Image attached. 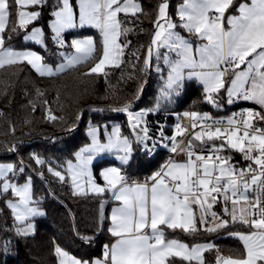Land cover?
I'll list each match as a JSON object with an SVG mask.
<instances>
[{
    "label": "snow or ice",
    "instance_id": "snow-or-ice-1",
    "mask_svg": "<svg viewBox=\"0 0 264 264\" xmlns=\"http://www.w3.org/2000/svg\"><path fill=\"white\" fill-rule=\"evenodd\" d=\"M47 2L0 0V69L26 62L40 77L72 70L92 59L96 47L90 37L69 42L65 34L86 26L100 32L102 55L85 75L102 73L106 65L119 67L130 42L120 44L118 39L132 30L124 27L132 21L121 20L120 14L137 19L145 14L137 0H78L77 19L72 0H57L48 24L51 40L58 48L74 51L60 52L62 62L53 66L35 51L5 47V32L21 30L27 33L25 40L47 47L43 28L32 26L29 31V26L39 21ZM169 9V0H159L141 69L146 73L155 64L157 72H164L161 62L166 67L154 106L137 112L131 111L130 105L114 109L127 115L128 135L118 124L103 133L92 126L87 131L90 142L66 161L63 171L47 168L62 183L70 179L73 196L103 197L110 193L116 203L107 217L108 232L115 242L103 246L102 258L91 262L77 259L56 246L58 264H174L176 258L188 264H205L204 253L214 250L213 244L190 247L178 239H168L166 230L196 235L216 232L230 223L249 229L230 233L242 243L243 253L235 257L218 254L216 264H264V128L257 127V123L264 122V0H242L238 4L236 0H182L175 18ZM136 58L139 60V56ZM229 76L231 86L226 88ZM188 80L202 86L205 101L214 107H219L217 97L226 90L229 104L251 101L260 110L246 109L239 120L237 114L218 120L207 113L184 112L189 124L177 123L172 136H165L161 126L158 143L150 134L146 116L179 96ZM48 119L56 117L49 113ZM160 144L172 153L183 151L186 159H170L143 183H129L120 167L100 172L103 185L94 178L93 161L102 154H113L121 165H128L134 146L148 154ZM229 149L241 153L250 163L238 168L231 163V156L223 155ZM15 150V146L10 149ZM32 155L36 164L44 165V160ZM24 172L23 164L0 163V201L9 210L12 230L20 238L33 235L35 218L46 215L40 200L34 197L33 178L17 181V174ZM39 175L43 178L44 173ZM221 201L223 215L212 211ZM104 219L101 203L100 221Z\"/></svg>",
    "mask_w": 264,
    "mask_h": 264
},
{
    "label": "trees",
    "instance_id": "trees-1",
    "mask_svg": "<svg viewBox=\"0 0 264 264\" xmlns=\"http://www.w3.org/2000/svg\"><path fill=\"white\" fill-rule=\"evenodd\" d=\"M137 1L145 13L140 15L139 19L120 14L121 20L132 21L124 24V27L132 30L126 36L119 37L121 44L130 42L124 49L119 67L110 65L106 66L102 73L85 75L102 55V38L94 30H84L73 35L67 34V40L70 41L72 36L91 34L96 39V52L92 59L70 71L55 77H40L26 62L0 69V137L12 147L15 146L28 167L6 148L3 141H0V162L11 161L17 166L23 164L25 172L18 173L16 179L18 182H24L27 176L33 178L34 197L40 200V206L46 213L35 218L33 235L20 238L12 230L9 210L0 201V264H58V257L54 252L56 246L81 260L89 261L102 256L103 246L111 244L114 240L108 232L110 220L107 217L114 202L111 200L108 204L110 193L103 197L73 196L70 179L67 183H62L48 173L47 168L51 166L63 171L66 161L73 159L75 152L90 142L87 131L91 126H103L119 121L124 131H128L126 114L114 109L130 105L131 110H145L154 106L162 77L166 75V67L163 64L161 66L164 72H157L155 64L146 73L141 69L152 37V21L156 17L159 0ZM169 2L170 14L175 18L176 8L182 0ZM236 2L238 4L242 0ZM56 4L57 0H48L39 21L29 26V30L32 26L44 28L47 34L46 48L26 42L23 38L26 33L23 30L17 33L6 31L5 47L37 50L45 62L53 65L62 61L60 50L51 40L48 27L52 18L51 12ZM235 108L212 106L205 101L202 86L195 80H188L185 82L183 93L163 105L159 111L147 115L146 120L150 134L159 143L160 127L163 126L165 136H172L175 125L184 112L195 111L207 113L213 118H221L232 114ZM49 113L56 119L49 120ZM134 149L131 162L124 170L136 173L141 178L153 174L168 159L169 149L162 144L155 148L153 156L143 153L140 146H134ZM226 152L232 155L233 164L237 167L249 162L239 152L230 149ZM32 154L44 160V165L36 164ZM107 164L109 161L106 159L96 164L99 179V170ZM40 172L44 173L43 178L40 177ZM101 203L103 215L106 217L103 222L100 221ZM223 207V202H218L214 205V211L223 215ZM247 231L249 229L245 225L230 223L227 228L216 232L201 231L196 235H188L180 230H166V237L178 239L189 246L212 242L215 248L205 252L204 260L205 264H216L218 254L235 257L243 253L242 243L230 233ZM174 264L188 262L176 258Z\"/></svg>",
    "mask_w": 264,
    "mask_h": 264
},
{
    "label": "crops",
    "instance_id": "crops-1",
    "mask_svg": "<svg viewBox=\"0 0 264 264\" xmlns=\"http://www.w3.org/2000/svg\"><path fill=\"white\" fill-rule=\"evenodd\" d=\"M72 2H73V5H74V10L77 12V19H78V0H72ZM139 4H140V2L139 1H137ZM36 27H41V28H43L42 26H36ZM43 30H44V28H43ZM84 30H94V31H96L100 36H101V34H100V32L97 30V29H94V28H90V27H84V28H79V27H77L76 29H71V30H68V32L66 33V35L67 34H69V35H73V34H75V33H79V32H81V31H84ZM30 31V30H29ZM44 32H45V30H44ZM27 34V33H26ZM25 34V35H26ZM182 34H184V33H182ZM51 35H52V33H51V30H50V37H51ZM185 36H187V34H184ZM92 38L93 40H94V42H95V47H96V39H95V37L93 36V35H91V34H87V35H84V36H80V35H77V36H72L71 37V39H73V38H78V39H85V38ZM102 38V37H101ZM26 42H29V43H35L34 41H31V40H25ZM71 41V40H70ZM69 41V42H70ZM45 43H46V45H47V34H46V32H45ZM118 43H120V40L118 39ZM197 43H199V41H197ZM36 44V43H35ZM121 44V43H120ZM12 49H15V50H18V51H23V50H29V51H35L36 53H38L39 55H41L42 56V54L40 53V52H38L37 50H34V49H29V48H12ZM59 50H60V52H65V53H71V52H73L74 50H72L71 48H58ZM45 62V61H44ZM60 62H62V61H60ZM59 62V63H60ZM45 63H47V62H45ZM47 64H50V63H47ZM58 64V63H57ZM50 65H53V64H50ZM53 66H55V65H53ZM106 66H110V65H106ZM105 66V67H106ZM161 66H162V62H161ZM230 77L231 76H229V77H227L226 78V80H227V82H229V80H230ZM186 82V81H185ZM228 101V96H227V94H226V92H225V90H221V92L219 93V95H218V97H217V102H218V104H219V106L220 107H225L226 105H225V103H228L227 102ZM249 106H255L256 104H254L253 102L251 103V104H248ZM181 117H183V116H181ZM181 117H180V120H179V122L178 123H181L182 124V122H181ZM225 117V116H224ZM222 118V117H221ZM187 119V118H186ZM186 119H185V117H184V123L187 125V123L185 122L186 121ZM116 124H118V125H120L121 126V128H122V132H123V134H125V135H128L129 134V130L127 131H124V129H123V127H122V124H121V122H119V121H114V122H111L110 124H104L103 126H96V127H98L100 130H101V132L103 133L104 132V130L105 129H107L108 131H110L111 130V127L113 126V125H116ZM188 124H189V121H188ZM92 127V126H91ZM89 129V128H88ZM216 143L217 144H219L220 143V141H216ZM149 147H151V145H149ZM103 159H106L107 161H109V164H107V165H105L104 167H102L101 168V170H99V173L104 169V168H107V167H120L121 168V170H124L128 165H121L120 164V162H119V160L118 159H116V157L113 155V154H102L101 156H99V157H97L94 161H93V165H92V170H93V174H94V178L96 179V181H97V183L98 184H101V185H103L104 184V181H103V179H102V177L100 176V179L98 178V176H97V173H96V164L99 162V161H101V160H103ZM186 159V156H185V154H184V152L183 151H180L176 156H175V158H173V159H171V160H173V161H177V162H183L184 160ZM170 159H169V156H168V159H166V161H165V163L163 164V165H165L168 161H169ZM131 162V161H130ZM0 163H6V162H0ZM232 164H233V162H232ZM162 167V166H161ZM19 176V174H17V177ZM19 183H23V182H19ZM112 200V197H111V194H110V199H109V201H108V204H109V202ZM108 204H107V206H108ZM230 205V204H229ZM114 206H116V203L115 202H113V204H112V206H111V208H110V210H109V217H110V214H111V209L114 207ZM231 206V205H230ZM212 211H214V206H213V209H212ZM197 213H199V211L197 210ZM115 242V238H114V240L111 242V243H114ZM182 242V241H181ZM184 243V242H183ZM206 243H210V244H213L212 242H202V243H196V244H194V245H197V244H206ZM214 245V244H213ZM193 246V245H192ZM191 247V246H190ZM69 253V252H68ZM205 254V253H204ZM69 255L70 256H73V257H75V258H77L76 256H74L73 254H71V253H69ZM225 257V256H224ZM98 258H102V256H99V257H95L94 259H92V260H95V259H98ZM77 259H79V258H77ZM92 260H89V262H91Z\"/></svg>",
    "mask_w": 264,
    "mask_h": 264
},
{
    "label": "built area",
    "instance_id": "built-area-1",
    "mask_svg": "<svg viewBox=\"0 0 264 264\" xmlns=\"http://www.w3.org/2000/svg\"><path fill=\"white\" fill-rule=\"evenodd\" d=\"M65 36H66V34H65ZM66 39H67V36H66ZM184 92V88L181 90V93H183ZM252 102L251 101H244V100H236L234 103H231V104H229V103H225V105L226 106H229V107H236L235 109H234V111H233V113L232 114H230V115H228V116H225V117H222V118H215V119H218V120H220V119H223V120H226L228 117H230V116H233V114H237L236 115V119L237 120H239V119H241V116L239 115L241 112H243L244 110H246V109H255V110H257V111H259L260 109H259V106L258 105H255V106H249L248 104H251ZM181 122H182V124H185L184 123V117H181ZM186 125V124H185ZM257 127H262V128H264V122H260V123H257ZM197 130H199V129H197ZM178 139H181V138H179L178 137ZM0 141H3L4 143H5V145H6V148L7 149H11L12 148V146L10 145V144H8L2 137H0ZM166 143H168V141H165ZM155 150L156 149H154L153 151H151V152H149L148 153V155L149 156H153L154 154H155ZM14 154H16L20 159H21V157L19 156V154H18V152L15 150V151H12ZM142 152H144L143 150H142ZM180 152V150H178L176 153H172L170 150L168 151V156H169V159H173V158H175V156L178 154ZM205 152H207V148H205ZM223 155H225V156H231V158H232V155L230 154V153H228V152H224L223 153ZM233 159V158H232ZM231 159V163L233 162V160ZM22 160V159H21ZM23 161V160H22ZM24 162V161H23ZM248 163H250V162H248ZM248 163H244V164H241V165H239L238 166V168H244V167H246L247 166V164ZM24 164H25V166H27L28 167V165H27V163L26 162H24ZM161 167H159V168H157L156 170H155V172L157 171V170H159ZM122 171V174L123 175H125L126 177H127V180H128V182L129 183H131V182H133V181H135V182H140V183H143V182H145V181H147L153 174H151V175H149V176H146V177H140L138 174H136V173H133V172H128V171H126V170H121Z\"/></svg>",
    "mask_w": 264,
    "mask_h": 264
},
{
    "label": "rangeland",
    "instance_id": "rangeland-1",
    "mask_svg": "<svg viewBox=\"0 0 264 264\" xmlns=\"http://www.w3.org/2000/svg\"><path fill=\"white\" fill-rule=\"evenodd\" d=\"M231 78L232 77H230V80H229V82H227V80H226V88H228V87H230L231 86ZM225 92H226V94H227V91L225 90ZM131 111H133V112H137V111H141V110H131ZM126 120L128 121V118H127V115H126ZM143 153H145V152H143ZM6 163H13V162H11V161H9V162H6ZM14 164V163H13Z\"/></svg>",
    "mask_w": 264,
    "mask_h": 264
},
{
    "label": "bare ground",
    "instance_id": "bare-ground-1",
    "mask_svg": "<svg viewBox=\"0 0 264 264\" xmlns=\"http://www.w3.org/2000/svg\"><path fill=\"white\" fill-rule=\"evenodd\" d=\"M186 119V118H185ZM187 124H188V120L186 119V121H185Z\"/></svg>",
    "mask_w": 264,
    "mask_h": 264
}]
</instances>
